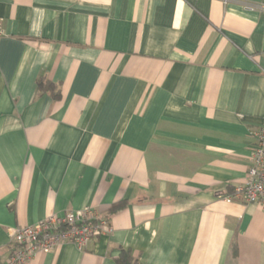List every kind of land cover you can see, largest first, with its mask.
Wrapping results in <instances>:
<instances>
[{"label":"crops","instance_id":"crops-1","mask_svg":"<svg viewBox=\"0 0 264 264\" xmlns=\"http://www.w3.org/2000/svg\"><path fill=\"white\" fill-rule=\"evenodd\" d=\"M0 26V264L86 208L113 232L27 264H264V208L222 198L264 116V0H0Z\"/></svg>","mask_w":264,"mask_h":264},{"label":"built area","instance_id":"built-area-1","mask_svg":"<svg viewBox=\"0 0 264 264\" xmlns=\"http://www.w3.org/2000/svg\"><path fill=\"white\" fill-rule=\"evenodd\" d=\"M2 35L0 26V37ZM253 137L256 144L245 180L222 198L229 203L264 208V116ZM112 232L108 219L93 208L69 212L64 217L52 215L36 225L14 231L12 245L15 248L5 264H27L38 254L52 252L65 244H73L80 251H85L93 239Z\"/></svg>","mask_w":264,"mask_h":264},{"label":"trees","instance_id":"trees-1","mask_svg":"<svg viewBox=\"0 0 264 264\" xmlns=\"http://www.w3.org/2000/svg\"><path fill=\"white\" fill-rule=\"evenodd\" d=\"M38 92L39 93L50 92L54 97H57L60 94V92L58 91V87L56 85H54L52 82H50L45 77L40 78L38 81ZM124 205H125V203H123V202L114 205V207L112 208V212L115 213V212L121 210L124 207ZM107 219H109V218H107ZM14 248H15V246L11 245V247H10L11 253L14 250ZM237 249H238L237 245L234 243L232 246V254L234 256L237 255V252H238ZM116 264H140V263H139L138 259H136L133 256L131 250L122 249L121 254L119 255V257L116 260Z\"/></svg>","mask_w":264,"mask_h":264}]
</instances>
